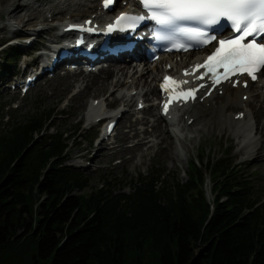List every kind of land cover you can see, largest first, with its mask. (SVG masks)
Masks as SVG:
<instances>
[{
    "label": "trees",
    "instance_id": "1",
    "mask_svg": "<svg viewBox=\"0 0 264 264\" xmlns=\"http://www.w3.org/2000/svg\"><path fill=\"white\" fill-rule=\"evenodd\" d=\"M20 57L6 52L3 78ZM6 107L0 101V264H264V188L229 153L201 150L185 181L152 166L126 182L129 192L108 182L90 193L89 176L68 164L76 136L50 132L64 114L18 120Z\"/></svg>",
    "mask_w": 264,
    "mask_h": 264
},
{
    "label": "rangeland",
    "instance_id": "2",
    "mask_svg": "<svg viewBox=\"0 0 264 264\" xmlns=\"http://www.w3.org/2000/svg\"><path fill=\"white\" fill-rule=\"evenodd\" d=\"M6 3L7 0H0V6L5 5ZM85 8H87V6ZM45 16L46 14L40 13L39 19L36 20L34 24L29 26L17 25L15 27V29L19 28L17 30H13L14 28L7 26L9 22L8 16H0V59H6V52L4 50H6L8 46L17 44L23 45L26 41L32 40L33 38H36V46L38 47L49 44L50 42L46 39V37L49 39L53 38L52 34L34 33L35 30L41 27L49 26L42 24V18ZM61 18H63V16H61ZM62 21L64 20H58L50 24L61 28ZM22 48L24 49V52L27 53L15 63V68L19 76L22 74L24 69V63L32 61L33 57L37 55L35 54L33 57H30L32 54L31 49L27 47ZM127 64H129V62H127ZM0 65V76H2V64L0 63ZM28 71L30 72L31 70ZM161 75L162 73L159 74L158 80ZM67 77L68 76L64 75L63 71H60L54 79H49L48 77L44 78L38 83V86L31 90L25 97L16 93L11 86L7 87L4 83H1L0 101L7 105L5 109V112H7L6 118H8L12 113V115H15L16 119L22 120L27 116L36 113L40 114L45 110H57V112L61 111V113L64 114V116L56 118L53 123L51 121V123L54 124V128L51 130V133H54L56 130H60L68 132L69 135L76 136V139L71 142V146L68 151V164L81 169L84 174L89 176L90 187L86 189L87 192L91 193L95 188L106 186L108 182H112L116 185L117 189L125 187V191L129 192L131 188L126 184V182H128L131 177L137 178L139 174H146L152 166L157 167L159 170H163L166 174H170V176H174L181 181H185L188 178L186 174L189 170L188 162L194 157H198L201 150H203L205 155L210 158L214 156L221 157L223 154L229 153L231 160H236L237 164L241 165L246 172L253 173L260 186L264 188V166H260L255 160L257 150L261 147L264 136L261 135L259 128H256V138L259 141L255 144V149L252 153L253 155L244 154L241 151L239 141L235 139L232 134H230V128L226 125H222V121L226 116L224 113L210 114L208 125L203 128V131L200 134H189L193 137L191 141L184 140L182 142H178L173 139L174 143L171 157L166 155L167 143L160 142V139H156L155 137H148L147 139V141L152 140V147H150V144H147L141 150L136 151L135 155L129 153L128 151L114 154V152L120 148L122 136L128 131V128L126 127L128 121H126L127 123L121 122L119 124L120 131L114 139V144L111 145L113 148L116 147L113 149L114 151L109 150V157L101 158L93 162V157L98 155L100 152H98V150L101 149L98 147L99 140H94L95 137L101 133V127L97 126L90 129L91 121L84 116V113H86V110L91 105L92 100L103 99L104 96L108 97L110 92L109 90H106L91 95L87 98L85 112L83 111L73 115L72 112L77 110L78 107L79 98L75 96L79 91L81 83L66 86L64 83ZM150 81L151 78L148 79V82ZM234 94L235 90H232L231 95ZM116 96H119V93H117ZM226 97L227 95L225 93H217L215 99L211 101V104L214 106H220L222 102L225 101ZM112 99L113 97H111V100ZM152 102L154 101L148 103ZM134 103L135 101L133 102V105H135ZM258 107L259 104H257V102L251 101L248 109L253 112V110ZM134 108L135 106H133V109ZM243 110L245 111V109L241 107L230 106L227 111L229 112V115L232 116L236 112L238 113ZM142 117L143 114L139 113L132 116L130 120H136ZM146 117L149 120L146 127L151 130L153 128L152 125L158 121H155L156 118L151 115ZM6 118L5 121L7 120ZM262 120L264 121V115L262 116ZM160 122L165 126L162 118L160 119ZM138 127L141 129L143 126L139 125ZM201 127L202 125L200 128ZM196 128L197 126L194 129ZM167 130L174 132L173 128L169 125L167 126ZM185 134H187V132H185L184 135ZM136 141L137 139L129 140L125 142L124 145L129 148ZM103 144L107 145L106 142ZM177 154H180L181 157L178 158ZM262 154L264 159V150ZM208 182V185L211 188L209 177Z\"/></svg>",
    "mask_w": 264,
    "mask_h": 264
},
{
    "label": "bare ground",
    "instance_id": "3",
    "mask_svg": "<svg viewBox=\"0 0 264 264\" xmlns=\"http://www.w3.org/2000/svg\"><path fill=\"white\" fill-rule=\"evenodd\" d=\"M86 6L87 8H85ZM98 6L99 4L95 0H7L5 5L0 6V16H8L9 22L7 26L15 28L17 25L29 26L34 24L39 19L40 13L46 14L42 18V24L50 20L48 14H52V18L56 20L77 21L83 17V20H86L91 18L93 14H97ZM120 9L123 8L120 6ZM103 17L104 15H96L95 20L99 21ZM66 26L63 25L62 29ZM50 30L51 28L46 27L42 31L39 29L34 32H48ZM170 59L171 57H166L156 63L145 62V65L141 68L138 64H127V57H125L117 60V63L109 64L106 67L103 66L96 73L77 72L68 74L64 85L68 86L81 83L79 91L75 96L79 98L78 107L72 114L76 115L83 111L85 112L87 98L91 95L109 90L110 95L108 97L104 96L97 106H90L86 110V113H84V116L91 120L95 113L101 114L104 112L105 106L109 108L113 103L120 106L124 104L126 111L120 120L121 122L128 121V124H126L128 131L122 136L120 148L114 154L128 151L135 155L136 151L141 150L147 144H150V147H152V140L147 141V139L148 137H155L156 139H160V142L167 143L166 155L171 157L174 143L173 139L178 142L184 140L191 141L193 137L189 134H200L203 128L208 125L210 114L224 113L226 116L222 121V125L230 128V134L239 141L241 151L244 154H252L255 149V144L259 141L256 138L255 129L259 128L261 135L264 136V121L262 120V116L264 115V87H262V79L259 82L250 84L247 89L241 86L236 89H233L230 85L223 86L227 97L220 106L211 104V101L215 99V92L212 97L205 99L203 102L198 101L194 105H188L179 109L175 114L173 125H170V121L160 115V110L158 111L155 102L148 104L147 108L142 111V118L130 120L132 116L140 113L137 112V109L142 99H145L144 102L146 103L159 98L158 76L161 72L165 73L164 67L167 66ZM149 78H151L150 82H148ZM232 90H235L234 95H231ZM117 93H119V96H116ZM243 95H249V99L246 102L242 100ZM111 97H113L112 100ZM134 101L135 105H133ZM251 101L259 104V107L254 109L253 112L248 109ZM133 106H135L134 109ZM230 106L246 108V116L244 119L236 120L235 115L237 112L232 116L229 115L227 110ZM181 111H183L182 115H180ZM148 115H151L156 118L155 121H158L152 125L153 128L151 130L146 127L149 121L146 117ZM186 117L188 118L186 119ZM161 118L165 126L161 124ZM107 119H112V117ZM190 120H194L192 124L188 123ZM139 125L143 127L139 129ZM168 125L175 128L174 132L167 130ZM201 125L202 127L200 128ZM196 126L197 128L194 129ZM185 132L187 134L184 135ZM133 139H137V141L129 148L125 147L124 143ZM104 142L105 140L100 142L98 146L101 148L98 150L100 152L93 157V162L101 158L109 157V150L114 151L113 149L116 148L111 147L114 142L110 143V146L109 144L104 145ZM263 150L264 140L262 141L261 147L257 150L255 159L260 166H264ZM177 157L180 158V154H177ZM209 196L211 197L210 193Z\"/></svg>",
    "mask_w": 264,
    "mask_h": 264
},
{
    "label": "snow or ice",
    "instance_id": "4",
    "mask_svg": "<svg viewBox=\"0 0 264 264\" xmlns=\"http://www.w3.org/2000/svg\"><path fill=\"white\" fill-rule=\"evenodd\" d=\"M112 2L113 0H104L105 6ZM137 2L146 10L145 14L122 13L114 24L119 26L126 23L125 30L134 31L140 22L151 20L162 26V30L167 33L158 36V39H171L179 35L201 45L217 41L219 46L215 47L207 61L203 65H197V68L204 67L212 71L214 78L216 68L224 69V79H228L229 73L241 72L246 73L252 80H257L256 73L264 71V0H137ZM222 21H226L231 31L239 35L219 40L217 35H209L214 26H222ZM108 30L113 31L114 25L109 24ZM249 37L251 39H248ZM212 61H215V64L210 67L209 62ZM169 79L166 77L165 81ZM215 83H219V80H215ZM161 87L164 88V85ZM194 91L195 89H191L189 93Z\"/></svg>",
    "mask_w": 264,
    "mask_h": 264
}]
</instances>
